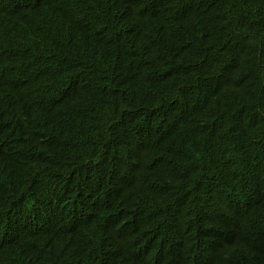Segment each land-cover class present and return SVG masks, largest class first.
Listing matches in <instances>:
<instances>
[{
  "label": "trees",
  "instance_id": "obj_1",
  "mask_svg": "<svg viewBox=\"0 0 264 264\" xmlns=\"http://www.w3.org/2000/svg\"><path fill=\"white\" fill-rule=\"evenodd\" d=\"M192 102L226 120L206 165H237L264 192V0H0V185L25 216L43 204L68 227L40 241L5 220L0 264H264V197L236 182L215 223L186 208L188 235L174 251L156 244L153 194L173 180L151 147L208 142ZM37 118L47 126L25 127L23 145L20 127ZM16 166L40 180L79 173L12 196Z\"/></svg>",
  "mask_w": 264,
  "mask_h": 264
},
{
  "label": "clouds",
  "instance_id": "obj_2",
  "mask_svg": "<svg viewBox=\"0 0 264 264\" xmlns=\"http://www.w3.org/2000/svg\"><path fill=\"white\" fill-rule=\"evenodd\" d=\"M200 109L199 103L192 102L191 108L189 107L187 112L192 115L199 127H205L208 134L206 144L188 149L183 153L175 148L171 142L157 143L151 147V162H154L157 167L167 169L170 173V180H173L172 186L164 185L153 194L162 203L158 208L161 216L157 217L155 224L156 244L162 251H174L179 237L182 238L188 235V228L182 224L186 208L201 209L208 214L205 219L215 223L214 214L226 209L228 205L224 188H229L232 182H236L246 193L254 191L256 196L252 198L261 199L264 197V192L251 183L239 166L214 168L206 165L208 158L223 146L221 139L226 128V120L220 112L203 116ZM34 123L41 124L43 128L47 126V121L44 118L27 120L23 123L20 127L21 143L23 145L30 135L23 130ZM238 143L243 142L238 141ZM16 168L19 187L12 196L22 197L31 192L43 191L46 176L60 180L59 173L61 171L73 174L79 173L66 168H52L40 180L29 170L18 166ZM174 191H178L179 195H184V201H187V203L171 204L170 202L175 199ZM138 193L143 194L142 192ZM9 196L6 188L0 185V228L7 220L6 226H10L11 229L14 228L16 231L37 229L34 232L38 235L40 241L60 239L62 234L55 231L57 224L62 225L64 232L68 229L65 226L66 223L52 221L50 215L45 213L43 204L37 208L34 215L25 216L16 204L7 201ZM188 221L190 220L187 219ZM99 224H101V220L98 217L90 220L87 228L88 237L85 236L86 242L94 243Z\"/></svg>",
  "mask_w": 264,
  "mask_h": 264
},
{
  "label": "bare ground",
  "instance_id": "obj_3",
  "mask_svg": "<svg viewBox=\"0 0 264 264\" xmlns=\"http://www.w3.org/2000/svg\"><path fill=\"white\" fill-rule=\"evenodd\" d=\"M27 210V209H26Z\"/></svg>",
  "mask_w": 264,
  "mask_h": 264
}]
</instances>
